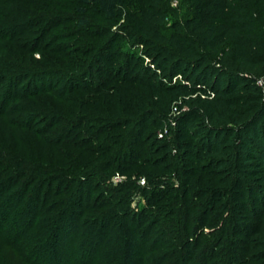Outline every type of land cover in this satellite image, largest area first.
Returning <instances> with one entry per match:
<instances>
[{
	"label": "trees",
	"instance_id": "16d2710c",
	"mask_svg": "<svg viewBox=\"0 0 264 264\" xmlns=\"http://www.w3.org/2000/svg\"><path fill=\"white\" fill-rule=\"evenodd\" d=\"M164 1L61 0L32 12L22 7L18 30L29 32L20 47L41 54L31 66L21 62L20 78L38 81L35 89L24 87L16 105L0 109L12 136L0 142V183L12 186L27 177V188L35 184L45 194L42 210L51 194L67 192L47 207L63 218L78 212L88 184L99 187L119 172L127 180L106 189L101 203L94 198L89 209L117 201L113 212L126 219L131 204H121L132 191L151 189L149 231L161 223L159 232L172 234L169 245L180 253L176 264L204 256L239 264L234 245L242 228L256 236L248 247L259 248L249 258L264 264V229L243 225L237 215L252 211L246 202L251 191L254 219L264 222V0H179L187 9L170 26ZM115 18L126 20L111 36L106 24ZM120 34L146 46L154 71L146 67L139 75L131 59L103 69L105 50ZM67 38H77L68 46L75 59L62 54L65 66L48 65L45 52L61 54L58 42ZM2 72L3 81L8 72ZM52 75L61 79L40 85ZM173 102L182 109L175 128L167 121ZM108 212L101 211L97 222L114 223ZM57 221L39 224L54 228Z\"/></svg>",
	"mask_w": 264,
	"mask_h": 264
},
{
	"label": "rangeland",
	"instance_id": "374dc122",
	"mask_svg": "<svg viewBox=\"0 0 264 264\" xmlns=\"http://www.w3.org/2000/svg\"><path fill=\"white\" fill-rule=\"evenodd\" d=\"M59 1L61 0H36L32 3H26L21 0H0V109L16 105L17 100L15 99L23 94L24 87L30 86L31 90L35 89L38 81L34 78H20L22 76L21 71L25 69L20 66L21 62L25 59L24 64L31 66L36 59L40 58L41 54L40 51L32 54L27 48H21L26 43H21L20 38L25 37L24 34L29 32V29L18 30L20 22L17 19L23 15L21 13L22 7L23 10L26 9L25 7H29L28 9L32 12L41 5H52L53 2L58 3ZM164 5L168 11L167 25L169 26L174 20L181 18L187 9V6L181 4L179 0H165ZM125 20V18H115L108 22L106 25L109 30L111 29L108 35H117L121 32ZM63 27L65 26L58 27L57 30H63ZM13 37L16 41L11 40ZM118 37L114 46L105 50V56L101 63L103 69L108 71L109 68L119 67L129 59H131V69L137 65L134 72L139 73V75H141V72L138 71H144L146 67H151L153 71L156 69L151 57L146 52V46L123 34ZM60 41L58 44L61 48H59L61 54L56 55L45 52L50 59L48 65L58 63L65 66L66 60L61 55L65 54L70 58L74 56L71 53V48H73L72 43L74 44L77 38H67V40ZM31 46L34 47L35 44L33 43ZM68 46H71V48H68ZM40 49L41 46H39ZM3 70L8 72V78L2 81L4 77ZM46 79L41 80V86L50 82L57 83L61 76L52 75ZM11 84L13 85V92L10 93L8 88ZM178 106L179 104L173 102L167 117L168 122H171V120L176 121L174 119H177L182 112V109H179ZM18 115L21 114H18V112L14 114L15 117ZM7 121L8 118L0 116V142L12 137L11 128L6 125ZM172 128H175L173 123ZM145 131L147 132V130ZM22 148L24 146L18 143V149L22 151ZM125 180H127V176L118 172L115 173L112 180L106 181L99 187L96 184H88L86 186L89 187L87 194L82 205L78 207V212L73 215L65 212L66 216L63 218L60 216L61 211H48L47 207L53 199L68 196L67 192L59 196L51 194L49 201L45 204V209L42 210L45 194H42L41 197L35 184L27 188V177H20L18 184L12 186L6 185L3 187L0 183V264H176L178 260L176 255L179 250L176 249L175 245H169L172 234L170 232H167V234L160 233L161 223L157 224L152 232L149 231L151 227L150 224L148 225L149 221H146L145 216L151 214L150 208L147 207V196L151 195V189L147 194L141 190L132 191L133 200L130 198V201L121 204L122 207L131 204V209L128 210L131 211V216L126 219L123 218L122 213L116 214L113 212L119 211L120 206H117V201L110 206L97 205L89 209V204L91 205L94 198L101 203V196L103 192H106V189L122 185ZM170 181L171 183L175 182L176 185L179 184L174 177ZM139 183L141 187L146 186L145 179H141ZM252 195L254 193L248 191L246 198V202L250 204L248 207L252 211L238 210L237 215L239 221L244 223L243 225H257L258 230H262L264 229L263 219L260 221L254 219L256 208H254L251 201ZM39 199H41V203L37 206ZM101 211H109V217L115 215L114 223H109L105 218L97 222V217H100ZM152 213L156 215L155 211ZM198 213L200 215V210L196 211V214ZM213 214L214 212L210 213L208 221L213 222L217 219L213 217ZM45 218H48L52 223L58 220L56 224L60 223L59 227L47 226L45 224L47 222L39 224ZM86 219H89L87 224ZM132 221H135V224ZM130 226L139 230V234L130 232ZM107 227L110 235L106 233ZM255 237L253 231L249 228L248 230L242 228L236 234V238L240 239H237L238 241L234 245L235 249H238L237 256H235L238 259L237 263H259L251 259L253 258L252 254L259 251V248L248 247V245H253L252 241ZM167 255H170V257L166 258ZM250 255L251 258H249ZM190 260L189 264H230L229 260L227 261L220 256L209 260L204 256L202 261L197 257Z\"/></svg>",
	"mask_w": 264,
	"mask_h": 264
},
{
	"label": "built area",
	"instance_id": "2783aa9c",
	"mask_svg": "<svg viewBox=\"0 0 264 264\" xmlns=\"http://www.w3.org/2000/svg\"><path fill=\"white\" fill-rule=\"evenodd\" d=\"M172 123H173L174 125H176V121H173ZM166 131H167L166 129H165V131H161V132L159 133V136H160V137H164Z\"/></svg>",
	"mask_w": 264,
	"mask_h": 264
}]
</instances>
